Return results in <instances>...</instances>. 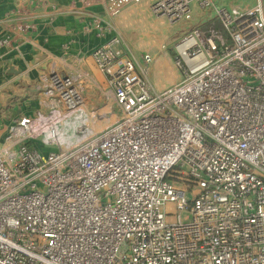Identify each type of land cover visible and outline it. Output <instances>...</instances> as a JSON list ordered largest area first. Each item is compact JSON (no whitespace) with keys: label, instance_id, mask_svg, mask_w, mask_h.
<instances>
[{"label":"built area","instance_id":"built-area-1","mask_svg":"<svg viewBox=\"0 0 264 264\" xmlns=\"http://www.w3.org/2000/svg\"><path fill=\"white\" fill-rule=\"evenodd\" d=\"M140 1L108 4L117 13ZM194 7L211 11L228 40L185 35L180 81L156 90L154 56L138 58L96 19L112 36L91 57L118 119L50 153L30 144L38 132L27 116L0 138V264H264V0L245 10L153 0L150 11L177 26ZM39 79L44 102L67 113L85 104L84 82L100 87L55 62Z\"/></svg>","mask_w":264,"mask_h":264},{"label":"crops","instance_id":"crops-1","mask_svg":"<svg viewBox=\"0 0 264 264\" xmlns=\"http://www.w3.org/2000/svg\"><path fill=\"white\" fill-rule=\"evenodd\" d=\"M152 1L142 0L111 13L108 0H0V40L11 36V44L0 47V103L7 107L6 116H0V138L19 119L32 118L38 103H44L39 78L52 62L65 74L93 76L105 89V78L91 54L112 34L97 29L96 19L112 24L128 45L122 31L124 22L132 16H154ZM54 7L58 13L52 16ZM40 53L46 54L42 61H38Z\"/></svg>","mask_w":264,"mask_h":264},{"label":"rangeland","instance_id":"rangeland-1","mask_svg":"<svg viewBox=\"0 0 264 264\" xmlns=\"http://www.w3.org/2000/svg\"><path fill=\"white\" fill-rule=\"evenodd\" d=\"M218 1L222 2L229 10H245L254 4V0ZM213 16L211 11L195 8L191 20L182 21L177 26H170L164 17H148L144 14L132 16L131 19L124 22L126 25L122 31L130 50L137 52L138 58H140L139 54L145 50L154 56L155 65L153 64L148 72V80L156 90L167 88L182 79L181 71L174 64L175 59L179 56L178 43L194 29L205 30V26L210 23ZM216 24L224 37L227 38L219 20H216ZM225 38L222 37L223 40ZM161 44L162 46H160ZM81 79L84 80V78ZM83 84L85 85V104L75 112L67 113L57 101L53 103L54 105L47 100L44 103L41 102L42 104L38 103V108L32 116L36 122L38 136L31 140V145H33V141L42 152H55L62 145L80 142L90 135L100 132L118 119L120 112L111 96L107 95L106 89L102 86L88 85L87 82ZM44 98L42 96L41 99L45 100ZM53 109L57 110V113L54 114ZM2 114L6 116L7 107L0 103V116ZM55 115L61 118L55 120L59 135L57 138H52L46 124ZM0 120H2L1 117ZM43 123L45 125L40 126ZM106 200L104 199V201ZM181 216L185 221L190 218L188 211L181 212Z\"/></svg>","mask_w":264,"mask_h":264},{"label":"trees","instance_id":"trees-1","mask_svg":"<svg viewBox=\"0 0 264 264\" xmlns=\"http://www.w3.org/2000/svg\"><path fill=\"white\" fill-rule=\"evenodd\" d=\"M212 21V22H211ZM210 21V23H207V25L205 26V31L208 33V34H211V35H214V36H222L223 38L224 37V34L221 33V31L219 30V28L217 27V24H216V19H212ZM223 28V26H222ZM226 40H228V37L225 38Z\"/></svg>","mask_w":264,"mask_h":264},{"label":"water","instance_id":"water-1","mask_svg":"<svg viewBox=\"0 0 264 264\" xmlns=\"http://www.w3.org/2000/svg\"><path fill=\"white\" fill-rule=\"evenodd\" d=\"M46 58V54H39L38 55V61H42V60H44Z\"/></svg>","mask_w":264,"mask_h":264},{"label":"bare ground","instance_id":"bare-ground-1","mask_svg":"<svg viewBox=\"0 0 264 264\" xmlns=\"http://www.w3.org/2000/svg\"><path fill=\"white\" fill-rule=\"evenodd\" d=\"M185 60H186V62L190 63V60H189L188 58H185ZM47 128H48V127H47ZM47 128H46V129H47Z\"/></svg>","mask_w":264,"mask_h":264}]
</instances>
